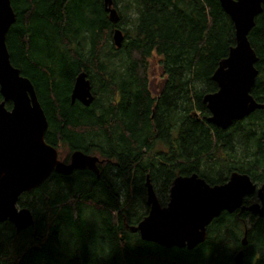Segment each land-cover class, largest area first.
Masks as SVG:
<instances>
[{
    "label": "trees",
    "instance_id": "trees-1",
    "mask_svg": "<svg viewBox=\"0 0 264 264\" xmlns=\"http://www.w3.org/2000/svg\"><path fill=\"white\" fill-rule=\"evenodd\" d=\"M10 4L5 44L34 86L47 120L44 141L64 161L79 150L105 162L97 173L52 170L22 192L17 205L33 222L18 231L0 222V264H227L238 249L241 264H264V218L247 210L221 211L191 249L144 241L129 229L147 214V177L162 206L177 175L196 173L213 185L236 171L264 184V107L222 129L202 101L216 90L211 74L235 43L219 0H112L116 22L103 0ZM248 40L257 56L250 94L264 104V3ZM151 57L163 75L153 93ZM80 72L91 85L88 106L70 99Z\"/></svg>",
    "mask_w": 264,
    "mask_h": 264
},
{
    "label": "water",
    "instance_id": "water-1",
    "mask_svg": "<svg viewBox=\"0 0 264 264\" xmlns=\"http://www.w3.org/2000/svg\"><path fill=\"white\" fill-rule=\"evenodd\" d=\"M264 0H219L230 17L235 43L211 74L216 90L203 95L209 121L226 129L233 121L243 118L264 104L250 94L255 80L257 56L248 40V32L260 13ZM111 21L118 19L112 0H103ZM15 13L10 0H0V222L8 220L16 231L32 224L26 207L17 205L18 196L42 183L55 170L68 174L72 169L87 167L97 173V156L79 150L70 154L69 162L57 157V150L44 141L47 120L31 81L20 74L10 62L5 35ZM112 39L119 46L123 36L114 28ZM71 101L88 106L93 94L86 74L76 75L70 93ZM10 102V108L5 102ZM147 214L129 226L140 239L164 247L191 249L206 236V226L221 211L247 210L264 218V184L256 186L245 173L233 171L220 184H208L196 173L177 175L169 188L168 200L160 205L147 177ZM255 194L257 201L243 204V198ZM245 235L241 239L244 245ZM242 249H238L227 264H241Z\"/></svg>",
    "mask_w": 264,
    "mask_h": 264
},
{
    "label": "rangeland",
    "instance_id": "rangeland-1",
    "mask_svg": "<svg viewBox=\"0 0 264 264\" xmlns=\"http://www.w3.org/2000/svg\"><path fill=\"white\" fill-rule=\"evenodd\" d=\"M148 79H149V86L151 92H155L159 87L161 80L163 79V75L161 73V68L157 63V59L151 57L149 61V69H148Z\"/></svg>",
    "mask_w": 264,
    "mask_h": 264
},
{
    "label": "flooded vegetation",
    "instance_id": "flooded-vegetation-1",
    "mask_svg": "<svg viewBox=\"0 0 264 264\" xmlns=\"http://www.w3.org/2000/svg\"><path fill=\"white\" fill-rule=\"evenodd\" d=\"M69 158H70V155H69ZM69 158H68V160L64 161L62 158H59V157H58V159H59L60 161L64 162V163L69 162ZM97 158H98V157H97ZM97 162H100V163L102 164V167H103V163H104L105 161H104V160H103V161H102V160L100 161L99 158H98ZM97 162H96V163H97ZM255 201H257V198H256ZM263 225H264V221H263Z\"/></svg>",
    "mask_w": 264,
    "mask_h": 264
}]
</instances>
